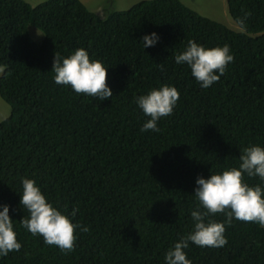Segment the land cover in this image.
I'll list each match as a JSON object with an SVG mask.
<instances>
[{
	"label": "trees",
	"instance_id": "16d2710c",
	"mask_svg": "<svg viewBox=\"0 0 264 264\" xmlns=\"http://www.w3.org/2000/svg\"><path fill=\"white\" fill-rule=\"evenodd\" d=\"M226 2L232 19L244 21L242 31L180 0H141L103 16L80 0H0V98L10 108L0 121V204L10 206L21 244L0 264H165L166 250L191 230L196 177L238 167L244 147L264 146V0ZM150 32L159 40L144 48L141 38ZM190 39L228 44L233 55L208 88L174 61ZM78 47L103 62L111 97L99 100L54 81V54ZM162 84L177 88V103L157 121L158 132H142L149 117L135 97ZM21 177L34 179L58 210L87 226L74 230L70 251L32 238L21 225L28 214L19 204ZM224 235L219 248L189 242L186 258L264 264V227L233 219Z\"/></svg>",
	"mask_w": 264,
	"mask_h": 264
},
{
	"label": "clouds",
	"instance_id": "9594fccd",
	"mask_svg": "<svg viewBox=\"0 0 264 264\" xmlns=\"http://www.w3.org/2000/svg\"><path fill=\"white\" fill-rule=\"evenodd\" d=\"M228 14L231 17L229 11ZM237 24L243 29L242 19ZM141 39L146 48L154 46L159 35L150 32ZM232 60L228 44L205 47L191 39L174 56L175 63L184 64L190 69L192 77L201 88H208L216 82ZM51 70L57 84L68 85L76 93H84L99 100L112 96L111 89L106 84V67L102 61L90 58L83 47L74 49L67 56L55 53ZM178 98L179 92L171 84H162L136 96L135 104L149 117L140 130L158 132L160 129L157 121L171 115ZM239 161L238 167L212 172L207 177H196L193 194L198 205L190 212L191 230L181 235L166 250L163 256L165 264H191L184 251L189 247V242L200 247H223L227 243L225 225L230 224L233 219L264 227V146L251 144L244 147ZM245 174L259 177L261 183L249 185L242 179ZM20 183L22 191L19 194V204L28 213L20 219L21 225L30 232L32 238L39 234L44 243L54 244L62 251H70L76 239L74 230L79 227L81 231H87V226L73 223L70 216L58 210L34 179L21 177ZM9 209L8 204H0V261L10 257L11 251H19L21 248ZM76 212L77 209L73 208L71 216L74 217ZM216 213H224L225 219H212Z\"/></svg>",
	"mask_w": 264,
	"mask_h": 264
},
{
	"label": "rangeland",
	"instance_id": "374dc122",
	"mask_svg": "<svg viewBox=\"0 0 264 264\" xmlns=\"http://www.w3.org/2000/svg\"><path fill=\"white\" fill-rule=\"evenodd\" d=\"M31 6L38 5L46 0H24ZM86 8L96 13L98 16H103L104 11L108 12L110 8L118 11L127 10L141 0H80ZM184 5L188 6L198 14L208 17L216 22L223 24L231 30L240 31L241 28L229 16L227 11L226 0H180ZM113 11V10H112ZM35 37H38L36 31L32 32ZM1 74V70H0ZM10 108L0 98V121L8 117Z\"/></svg>",
	"mask_w": 264,
	"mask_h": 264
}]
</instances>
